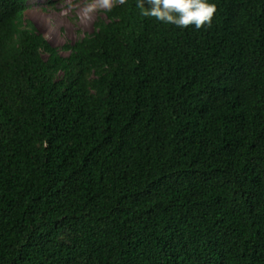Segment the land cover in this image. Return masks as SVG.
Listing matches in <instances>:
<instances>
[{
	"label": "trees",
	"instance_id": "trees-1",
	"mask_svg": "<svg viewBox=\"0 0 264 264\" xmlns=\"http://www.w3.org/2000/svg\"><path fill=\"white\" fill-rule=\"evenodd\" d=\"M29 2L0 0V264H264V0H119L68 55Z\"/></svg>",
	"mask_w": 264,
	"mask_h": 264
},
{
	"label": "rangeland",
	"instance_id": "rangeland-1",
	"mask_svg": "<svg viewBox=\"0 0 264 264\" xmlns=\"http://www.w3.org/2000/svg\"><path fill=\"white\" fill-rule=\"evenodd\" d=\"M25 14L62 54L68 55L62 47L91 32L94 21L104 17V10L96 0H30Z\"/></svg>",
	"mask_w": 264,
	"mask_h": 264
},
{
	"label": "clouds",
	"instance_id": "clouds-1",
	"mask_svg": "<svg viewBox=\"0 0 264 264\" xmlns=\"http://www.w3.org/2000/svg\"><path fill=\"white\" fill-rule=\"evenodd\" d=\"M103 10H111L113 0H96ZM141 14L154 17L166 24L179 28L192 25L196 29L210 26L216 13V4L212 0H136Z\"/></svg>",
	"mask_w": 264,
	"mask_h": 264
}]
</instances>
